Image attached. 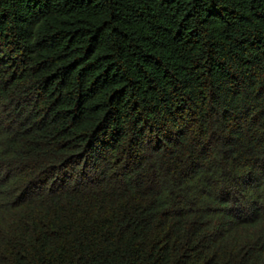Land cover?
<instances>
[{
    "label": "trees",
    "instance_id": "obj_1",
    "mask_svg": "<svg viewBox=\"0 0 264 264\" xmlns=\"http://www.w3.org/2000/svg\"><path fill=\"white\" fill-rule=\"evenodd\" d=\"M0 264H264V0H0Z\"/></svg>",
    "mask_w": 264,
    "mask_h": 264
}]
</instances>
